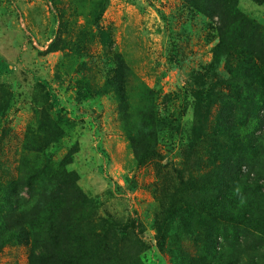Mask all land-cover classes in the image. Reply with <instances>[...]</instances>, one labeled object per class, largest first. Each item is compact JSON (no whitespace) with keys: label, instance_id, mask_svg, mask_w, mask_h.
I'll use <instances>...</instances> for the list:
<instances>
[{"label":"rangeland","instance_id":"374dc122","mask_svg":"<svg viewBox=\"0 0 264 264\" xmlns=\"http://www.w3.org/2000/svg\"><path fill=\"white\" fill-rule=\"evenodd\" d=\"M0 62V264H264V5L0 0Z\"/></svg>","mask_w":264,"mask_h":264},{"label":"trees","instance_id":"16d2710c","mask_svg":"<svg viewBox=\"0 0 264 264\" xmlns=\"http://www.w3.org/2000/svg\"><path fill=\"white\" fill-rule=\"evenodd\" d=\"M251 1H253L254 3H256L258 5H264V0H251ZM7 69L8 68L2 62H0V72L3 73L5 71H7ZM37 81L46 90V93H47L53 107H55L58 110L60 107V102H59L58 98L56 97V95L51 91L49 84L44 80H37ZM248 221H250V220H248ZM254 222L255 221H253V223ZM156 241H157L158 247L160 249H162L164 242H165V236L161 233V231H159V235L156 237Z\"/></svg>","mask_w":264,"mask_h":264}]
</instances>
